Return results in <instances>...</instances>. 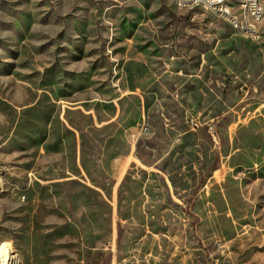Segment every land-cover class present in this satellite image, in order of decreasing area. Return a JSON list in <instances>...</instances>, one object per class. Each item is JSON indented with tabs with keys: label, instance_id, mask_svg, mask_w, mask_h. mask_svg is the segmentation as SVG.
Here are the masks:
<instances>
[{
	"label": "rangeland",
	"instance_id": "rangeland-1",
	"mask_svg": "<svg viewBox=\"0 0 264 264\" xmlns=\"http://www.w3.org/2000/svg\"><path fill=\"white\" fill-rule=\"evenodd\" d=\"M260 30L172 0H0V257L264 264Z\"/></svg>",
	"mask_w": 264,
	"mask_h": 264
},
{
	"label": "built area",
	"instance_id": "built-area-1",
	"mask_svg": "<svg viewBox=\"0 0 264 264\" xmlns=\"http://www.w3.org/2000/svg\"><path fill=\"white\" fill-rule=\"evenodd\" d=\"M174 6L181 11L195 12L205 10L227 23L234 31L241 33L252 39L259 38V32L254 28V24L249 23V14H256L264 21V0H232L230 5L218 6V0H172ZM241 10H248V19H241ZM229 15H238L239 23L231 24ZM192 130L199 128V123L195 118L188 121Z\"/></svg>",
	"mask_w": 264,
	"mask_h": 264
},
{
	"label": "bare ground",
	"instance_id": "bare-ground-1",
	"mask_svg": "<svg viewBox=\"0 0 264 264\" xmlns=\"http://www.w3.org/2000/svg\"><path fill=\"white\" fill-rule=\"evenodd\" d=\"M232 0H218V6H227L231 4ZM241 19H248V10H241ZM229 22L231 24L239 23L238 15H229ZM263 18L258 17L256 14H249V23L254 24L257 32H259V38L261 36L260 26L263 23ZM0 264H19L16 256L6 253L0 257Z\"/></svg>",
	"mask_w": 264,
	"mask_h": 264
}]
</instances>
